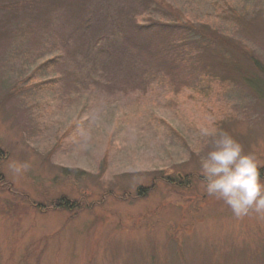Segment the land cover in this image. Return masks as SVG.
I'll return each mask as SVG.
<instances>
[{
	"label": "rangeland",
	"instance_id": "obj_1",
	"mask_svg": "<svg viewBox=\"0 0 264 264\" xmlns=\"http://www.w3.org/2000/svg\"><path fill=\"white\" fill-rule=\"evenodd\" d=\"M119 1L127 20H175ZM169 1L217 39L179 33L185 62L147 63L163 77L143 90L120 81L140 66L111 87L77 63L81 0H0V264H264V215L206 194L199 136L225 131L264 164V0Z\"/></svg>",
	"mask_w": 264,
	"mask_h": 264
},
{
	"label": "trees",
	"instance_id": "obj_2",
	"mask_svg": "<svg viewBox=\"0 0 264 264\" xmlns=\"http://www.w3.org/2000/svg\"><path fill=\"white\" fill-rule=\"evenodd\" d=\"M30 1L27 0V3ZM114 1L83 0L82 2L81 0L82 4H80L79 9L73 8L71 11L76 20L68 33L70 34L72 30L75 34L76 32L81 35L86 33L83 49L81 48V51L78 50L83 59H78L77 63H85L83 61L85 60L90 69L93 68L95 71L99 69L97 71L99 76L102 75L106 83L111 87L118 86L115 84L116 78L113 77V81L107 80L114 73H122L140 66L141 74L137 76L136 82L133 79L125 81L123 76L120 81L131 85L137 83V86L144 90L155 81H160L159 79L163 77V72H161L162 75L157 74L154 67H165L164 70L178 67L171 63L168 65V62L174 58L185 62L191 45H189L190 38L185 42L183 41L182 37L187 35H180L179 33L181 32H186L191 37V34L199 35L198 31H192V29H196L201 30V37L203 38H210L213 41L217 39L210 31H204L201 25V28L195 27L193 22L189 20L190 17L186 16L179 6L169 0H160V2L155 0V5L168 8L169 11H175V20L159 21L147 19V21L143 22L127 20V11L124 12L121 8V3L123 5V2L113 3ZM59 5L61 6V4ZM204 24L206 25V22ZM191 40L200 41L195 38ZM64 46L67 47L68 44ZM60 56L61 54L47 58L39 66L45 67L46 65L54 64ZM72 57L74 58V55ZM139 58L146 64H138ZM147 63H151V67L154 69L150 68ZM257 64L256 60L254 66ZM59 77H47L41 79L39 83L47 85L48 82L61 79ZM248 79L254 80L257 86L260 85L259 79H253L250 76H248ZM94 81L96 82L97 80L94 78ZM160 123H165V120L160 119Z\"/></svg>",
	"mask_w": 264,
	"mask_h": 264
},
{
	"label": "clouds",
	"instance_id": "obj_3",
	"mask_svg": "<svg viewBox=\"0 0 264 264\" xmlns=\"http://www.w3.org/2000/svg\"><path fill=\"white\" fill-rule=\"evenodd\" d=\"M199 136L211 145L200 161L206 194L222 200L237 219L264 215V164L225 131L201 127Z\"/></svg>",
	"mask_w": 264,
	"mask_h": 264
}]
</instances>
